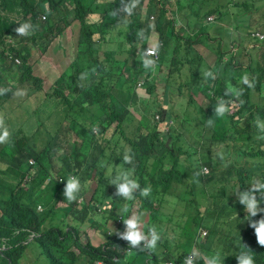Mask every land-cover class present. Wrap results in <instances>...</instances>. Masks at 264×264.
Wrapping results in <instances>:
<instances>
[{
    "label": "trees",
    "instance_id": "1",
    "mask_svg": "<svg viewBox=\"0 0 264 264\" xmlns=\"http://www.w3.org/2000/svg\"><path fill=\"white\" fill-rule=\"evenodd\" d=\"M87 1L0 0V9L6 14L0 16V81L9 76L12 82V89H8L6 95L23 87L19 105L24 112H31L30 131L35 132L39 120L52 109L65 115L68 132L77 138L75 150L71 146L65 149L62 159L57 160L62 165L57 167L52 152L63 143L58 133L37 130L35 133L45 144L40 149L35 142H29L28 136L19 137L18 131L26 123L23 118L15 119L19 126L11 127L12 139L0 147V239L8 236L11 243L17 245L29 234L24 230L38 233L54 219H47L49 214L37 209L40 202L46 203L47 193L49 195V191L57 187V176L53 173L80 174L83 163L89 170L96 167L105 170L107 165L113 164L115 154L91 139L94 135L89 122L94 123L96 118L103 116L104 129H98L96 135L112 131L113 137L107 141L108 149L124 146L129 149L135 157L132 156L134 163L136 160L135 166L133 163L130 168L134 177L153 188L144 197L141 208L149 213L152 221L147 229H161L167 238L158 249L189 252L199 243L204 255L214 264H264V226L261 225H264V93L259 92L256 98L252 96L263 84L261 54L258 58L251 55L252 62L247 67L255 80L240 76L245 68L231 63L222 73L216 71L220 76L208 80L201 74L203 65L195 48L197 37L206 29L195 25L196 34L187 36L185 42L178 41L175 49L158 42L160 61L157 67L169 68L166 86L172 87L159 102L156 88L146 79L144 86L150 99L139 101L137 94L131 97L126 91L127 88L131 90L140 77L144 63L150 62L146 50L151 33L139 28L137 16L123 25L118 22L116 11L122 0H117L109 12L108 41L112 45L106 52H100L102 47H90L86 36L82 39L80 36L77 47H70L68 40L58 39L66 35L64 31L76 18H81ZM250 2L255 10L253 15L258 22L263 20L264 26V5L259 6L257 0ZM69 5L76 7L70 11L67 10ZM46 6L48 20L43 22L41 15ZM67 45L74 50L72 58ZM35 49L49 56L47 62L50 60L49 69L54 75L52 73L53 81H48V87L42 78L44 74L38 71L39 66L31 62ZM215 50L223 56L219 45ZM242 56L239 50L234 58L238 60ZM15 59L21 64H16ZM153 72L150 68L148 76ZM123 76L127 80L123 82L122 92L118 93L115 86ZM81 77L85 78V84L81 83ZM244 80L249 83L245 84ZM211 83H215L216 88L213 89ZM173 87L180 92L176 100L170 97ZM164 123L169 126L168 133L161 131ZM65 137L69 138V134ZM118 137L122 140L115 141ZM171 137L175 138L158 157L156 147ZM94 147L101 151L94 152ZM222 156L232 158L226 160ZM29 159L36 162L37 176L25 182V177L31 173ZM197 159L210 163L214 170L212 177L193 179L189 171L185 177H180L183 185L191 179L199 192L193 188L192 197L180 205L183 208L175 209L170 220L162 223L160 216L169 190L167 180H163L164 173L171 164L194 163ZM117 172L115 169L112 175ZM46 180L50 183L42 190ZM127 182L132 183V179ZM208 188L214 189L210 195L205 191ZM85 189L86 183L82 193ZM121 189L131 193L126 182ZM92 201L100 207L108 201L111 211L107 216L114 221L119 219L118 211L126 206L123 192L114 196L112 191L105 194L95 191ZM169 226L176 231L173 238ZM201 229L208 231L204 242L199 237ZM16 231L20 234L14 235ZM50 234L55 241L72 239L71 233L51 231ZM108 243L121 245L114 239H108ZM135 259L122 262L136 264Z\"/></svg>",
    "mask_w": 264,
    "mask_h": 264
},
{
    "label": "clouds",
    "instance_id": "2",
    "mask_svg": "<svg viewBox=\"0 0 264 264\" xmlns=\"http://www.w3.org/2000/svg\"><path fill=\"white\" fill-rule=\"evenodd\" d=\"M17 1V0H10ZM117 0H88L85 4L87 9L83 11L81 18H76L73 14L72 17L76 18L72 22L71 27L67 28L64 32L72 29L73 27L78 28V35L75 42V47L79 44V38L86 36L89 38V46L95 49L102 47L100 52H106L112 45L108 41V27L110 26L109 12L110 9L116 3ZM251 0H122V3L118 7L116 13L118 22L120 24L129 23L132 16L139 18V28L144 31L151 33L147 42L148 48L146 55L150 58V62L144 63L145 67L141 72V75L146 71L144 78L140 77L130 89L127 88L126 93L131 97L137 94L138 100L144 99L140 97V92H143L149 100L150 96L147 94L145 89L146 79L156 88L157 101H161L164 97L159 95L158 87L156 86L157 78L160 75H169V68L163 66L158 68L157 65L160 61V51L158 42L161 45L169 47L171 50L175 49V45L178 41H187L186 37L189 35L193 36L196 33L193 31L195 25L202 26L206 31L197 37L196 41V53L200 64L207 65L213 69L208 68L206 71L205 78L213 79L211 77L220 76L216 71L219 70L221 73L226 70L228 64H233L235 67L245 68L240 74L247 80H255L252 78V74L248 73V65L252 62L250 56L253 55L257 49L260 51L257 55H260L259 63L264 64V50L256 46L248 51V54H244L243 45L248 42L249 45H264V26L262 22H258L254 14V9L251 7ZM259 6L264 5V0H257ZM89 6H92V10H89ZM76 6L69 5L67 10H74ZM203 8L204 16H199L200 9ZM95 9V10H93ZM49 8L46 6L45 13H42L41 20L47 21V12ZM114 11V9H113ZM59 14V12H57ZM6 14L0 9V16ZM237 15V16H236ZM249 17L247 25L242 26L238 23L237 19ZM200 20L203 22L201 23ZM72 21V19H71ZM213 24V29H209V25ZM237 24V26H236ZM248 26V27H247ZM249 32L245 36V30ZM226 33L231 34L228 38ZM236 36V38H235ZM219 45L223 56L221 57L215 50V47ZM241 50L242 57L248 58L246 65L240 62L241 58L236 60L235 54ZM263 59V60H262ZM16 64L20 65L21 61L15 59ZM220 64L219 66H216ZM203 66L201 72H203ZM152 69L153 75L148 76L149 69ZM61 69V67H60ZM64 70V68H62ZM61 69V71H62ZM117 70V67L115 68ZM219 72V73H220ZM239 76V77H240ZM166 77V80H167ZM127 80L124 76L122 77ZM156 78L155 80H153ZM120 78H118L119 80ZM164 92H168L171 89V85L166 86ZM244 80L245 84L249 82ZM4 83V80H1ZM0 81V82H1ZM81 83H86L84 77L80 79ZM261 89L256 90L253 93V98H256L259 92L264 93V78H262ZM7 83H12L7 82ZM123 86V85H122ZM211 87L216 88L215 83H211ZM174 88V87H173ZM10 89V88H8ZM8 89H2L0 97V121L2 120L3 106L12 102L16 97V90L11 95H6ZM164 93V94H165ZM251 93V91H250ZM11 96V97H10ZM132 100V99H131ZM22 106V105H21ZM29 112V111H27ZM5 114V112H4ZM39 120L35 126V132L37 130L49 129L58 133V137L63 142L62 147H54L52 155L55 157L56 162L58 159H62L65 149L71 148L75 150V141L77 138L68 132V124L65 121V115H60L54 110H50L47 114ZM23 116L18 117L22 119ZM17 119V118H16ZM50 123L47 124L46 121ZM103 116L96 118L94 123L89 122L92 125L91 130L93 131L94 137L91 139L96 141V145L104 147V150L109 151L115 156L112 159V165H107L105 170H101L96 167L88 169L85 164L80 166V174L67 173L63 176V173L55 172L53 175L57 176V187L49 195L45 196L46 203H39L38 212L48 213L50 220L44 229L40 232L28 231L29 234L26 240L22 243L18 242L17 245L11 243L10 237L0 239V260L2 264H33L31 262L30 249L34 245L39 246V251L36 253L38 257H46L49 264H124L131 259H134L136 264H214L212 259H208L199 247V243H195L194 247L189 252H178L171 250L158 249V245L161 242L167 240L164 231L158 229H147V225L152 221L149 218V213L141 208L143 205L144 197L151 193L153 188L150 184L143 183L137 176L134 177V172L130 169L133 167L134 159L132 152L122 147L120 149H108L107 141L112 139L113 134L110 138H106L109 132L102 136L96 135L98 129L103 130L102 125ZM25 132L18 131L19 137L24 135L29 137V142H35L38 148H43L45 144L41 138L37 136L32 129L30 121L25 122ZM166 123L163 124L164 126ZM19 124H15L14 120H9L5 125H0V147L7 144L12 139L11 127H18ZM169 127V126H168ZM165 133L168 131L161 130ZM170 131V129H169ZM35 133V134H34ZM65 134H69V138L65 137ZM37 137V138H36ZM36 138V139H35ZM171 139L167 138L164 146L163 155L170 145ZM74 140V144L70 145L69 140ZM122 140L118 137L115 141ZM71 146V147H70ZM159 146V145H158ZM157 146V147H158ZM156 147V152H157ZM77 151V150H76ZM94 152L101 151L97 148H93ZM134 159H133V157ZM222 158L229 160L232 157L222 156ZM28 164L31 167V173L25 177V182H30L33 177L37 176L35 169L36 162L33 159L28 160ZM136 164V160L134 166ZM57 167L61 166L62 163H56ZM117 165V167L115 166ZM117 169V173L112 175L114 170ZM79 170V169H76ZM187 171L191 178L209 179L213 175V168L210 163L203 159H197L194 163H187L182 165L171 164L167 172L163 175V180H167V186L169 190L165 194L167 202L162 208V215L160 221L164 224L170 220V216L175 209H182L180 206L188 201L192 197L193 188L199 192L197 187H194L193 182L190 181L187 185H183L179 182L180 177H185ZM120 173V174H119ZM136 174V171H135ZM132 179V183L127 182ZM126 182V186L131 188V193L121 189V185ZM50 181L46 180L42 185V190H45L49 185ZM86 183V189L83 191V185ZM95 184L97 193H107L112 191L114 196H117L119 192H123L125 195V204L123 208L118 211L119 218L114 221V218H109L107 215L110 214L111 206L107 201L102 207L98 203L85 199V195L89 189L90 184ZM58 190V193L56 191ZM210 195L214 189L208 188L205 190ZM198 195L197 193H195ZM127 220V223L125 221ZM264 222V220L262 221ZM264 226L263 224H261ZM166 226H164L165 228ZM169 232L172 229L176 233L174 227L169 226ZM51 231L63 233H71L72 239L69 241H55L51 237ZM20 231H16L14 235H19ZM170 234V233H169ZM48 235L47 237H44ZM208 235L206 229H201L199 233L200 240L205 241ZM63 238V237H59ZM108 239H114L120 241V246H115L108 243ZM170 240V239H169ZM57 242L60 245H57ZM170 245V242L167 243Z\"/></svg>",
    "mask_w": 264,
    "mask_h": 264
},
{
    "label": "rangeland",
    "instance_id": "3",
    "mask_svg": "<svg viewBox=\"0 0 264 264\" xmlns=\"http://www.w3.org/2000/svg\"><path fill=\"white\" fill-rule=\"evenodd\" d=\"M199 16H201V17L204 16V10H203V8L200 9ZM236 16H237V15H236ZM237 20H238V23H239L240 25L245 26V25H247V23L249 22V17H247V16H246V17L242 16V18L237 19ZM200 22L203 23L201 20H200ZM236 26H237V24H236ZM213 27H214L213 24H210V25H209V29L212 30ZM247 27H248V26H247ZM248 32H249V30L246 29V30H245V33H244L245 36L248 34ZM77 35H78V28H77V27H73L72 29H70V30H68V31L66 32V35H65L64 37H61V39H60V38H58V39L61 40V42H63L64 40H68L69 46H70V47H75V42H76V39H77ZM226 36L229 38V37L231 36V34L226 33ZM235 38H236V36H235ZM8 41H9V40H8ZM69 46L67 45V47H69ZM256 46H257L258 48L264 50V45H254V46H253V45H249V43L246 42V43L243 45V48H248V49H244V50H243V53H244V54H248V51L251 50L252 47H253V48H256ZM70 47H69V53H70V56H71V58H72L73 55H74V50H72ZM52 48H53V46L51 47V49H52ZM72 51H73V53H72ZM258 52H260V51L257 49V50H256L255 52H253V53H254V55L257 56V53H258ZM44 56H47V55L44 54V53H41V52H39L38 50L35 49V50H33V52H32V58H33V59H32L31 62H32V63L35 62V65L39 66V67H38V71L44 74V76H43L42 78H44L43 80L45 81L46 87H48V86L50 85V83L53 81L52 76L54 75V71L51 70V69H49V66H50L49 61H50V60L47 62L49 56H47V57H45V58H44ZM263 59H264V58H263ZM263 59H262V60H263ZM240 62H242V64L246 65L247 62H248V58H246V57H242L241 60H240ZM208 68L213 69L212 67H209V66H207V65H204V66H203V72H201V74H202L204 77H205V75H206V71H207ZM52 73H53V75H52ZM34 74H35L36 76H39L38 73H37V71H35ZM145 76H146V71H144V72L142 73L141 78H144ZM39 77H40V76H39ZM166 77H167V75H160V77H158V78H157L158 80L156 81V86L158 87L159 95L162 96V97H164V93H165V92H164V87H165V80H166ZM148 79L151 80V78H148ZM10 81H11V78H10L9 76H7V77L4 79V83L1 81V82H0V91H1L2 89H8V88H11V89H12L11 84H10V83H7V82H10ZM48 81H50V83H48ZM123 82H124V78H120V79L118 80V84L115 86V90H116L118 93H121V92H122V85H123ZM13 84H15V83H13ZM22 88H23V87H20V88L17 90L15 96H21V95H22ZM179 93H180V92L178 91L177 88H173L172 91H171V93H170V97H171V99L173 100V98H174V99L176 100V98L178 97ZM0 95H1V92H0ZM140 97H141V98H144V99H147V98H148L143 92H140ZM1 99H5V97H2ZM199 99H200L201 101L203 100V98L200 97V96H199ZM130 100H131V98H130ZM19 102H20V98H19V97H16L12 102H8V103H6V104L3 106V111H2V113H1V115H2V120L0 121V125H5L9 120H14V119H16V118H18V117H21V116H23V120H24L25 122L28 121V118L30 117L31 112H24L23 109L21 108V105H19ZM4 112H5V114H4ZM45 117H46V115H44V118H45ZM169 118H170V117H169ZM171 121H172V119H171ZM46 123L49 124L50 121L47 120ZM164 128H165L166 131H169V127H168V125H165ZM111 135H112V131H110L109 134H108L107 136H105V137H106V138H110ZM68 142H70V145H73V144H74V140H72V139L69 140ZM163 147H164V146H161V145H159V146L157 147V156H158V157H159V156L161 155V153L163 152V149H164ZM94 189H95V184H94V183L90 184L89 189H88V191H87V193H86V195H85V199H86V200H90V199H91V196H92V194H93ZM40 203H42V202H40ZM174 235H175V233H174L173 230L171 229V230H170V237L173 238ZM39 248H40V247L37 246V245H34L33 247H31V249H30V253H31V257H30V259H31V262H32L33 264H49V261L46 259V257H44V256H42V257H38V256L36 255V253L39 251Z\"/></svg>",
    "mask_w": 264,
    "mask_h": 264
}]
</instances>
